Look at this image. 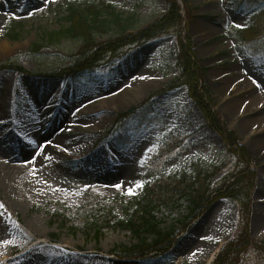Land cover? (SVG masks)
<instances>
[{"label": "rangeland", "instance_id": "374dc122", "mask_svg": "<svg viewBox=\"0 0 264 264\" xmlns=\"http://www.w3.org/2000/svg\"><path fill=\"white\" fill-rule=\"evenodd\" d=\"M173 1L183 13L175 27L127 46L87 78L60 76L83 41L51 44L46 39L65 24L71 5L102 11L110 21L95 36L105 42L146 27ZM261 6L258 0H0V42L7 44L0 49V101L8 99L5 124L14 129V137L0 144L21 158L15 162L19 173L0 184V264H46L45 254L39 253L44 248L59 253L57 264H213L220 254L215 249L229 240L238 247L234 264H264L259 248L264 220H258L264 215V56H252L242 47L236 29L247 26L251 12ZM14 21L23 26L16 40L8 36ZM188 34L202 65L209 67L201 86L207 88L212 109L225 131L238 135L249 160L208 123L187 87L164 90L183 72L178 54ZM147 100L153 112L145 107L127 122L122 129L133 143L121 147L110 136L118 114ZM176 138L184 139L178 149L154 166L148 163ZM0 158L8 161L3 154ZM246 165L254 174L247 208L214 194L190 222L183 219L185 205L157 212L162 227L176 233L173 248L160 256H124L120 249L137 243L132 232L107 227L98 233L86 217L97 212L101 221L110 210L117 219L128 217L136 201H143L147 183L161 176L202 173L217 187ZM35 244L40 249L28 253Z\"/></svg>", "mask_w": 264, "mask_h": 264}, {"label": "trees", "instance_id": "16d2710c", "mask_svg": "<svg viewBox=\"0 0 264 264\" xmlns=\"http://www.w3.org/2000/svg\"><path fill=\"white\" fill-rule=\"evenodd\" d=\"M180 11L181 7L179 4L176 1L171 2L168 12L160 18H157L150 25L135 33L125 34L116 39L99 42L95 36L96 32L105 30L110 20L103 17L102 11L97 9L96 6H88L85 9L71 5L64 17L65 24L61 25L59 29L47 33L46 40L48 43L57 44L65 39H82L83 44L74 55L73 63L61 68L59 71L61 75L77 79L93 73L105 60L111 56H118L121 54V50L127 46L144 44L159 36L167 29L175 27L182 21ZM110 14L115 16V21H120L121 15L119 13H115L112 10ZM251 18L249 26L238 28V38L243 45H248L254 53H264V7L255 11ZM22 27L21 22H14L11 30L8 32L9 38L16 40L20 36L19 29ZM190 38L191 35L188 34L186 36V43L182 39L180 40L182 51L178 59L183 72L181 78L179 77L175 80L169 88H176L186 84L189 87L190 95L195 100L198 108L204 112L209 123L218 132L225 135L234 152H241L243 158L249 160L245 158V155L248 153L246 152V148L239 144L238 136L233 131H225L219 116L212 110V99L206 96V93L208 94L207 88L200 84V81L205 77L207 68L202 65L201 60L198 58V54L193 46V40ZM41 48L42 44H38L35 47L37 51H40ZM15 69L24 71L22 67H15ZM137 109L138 107H134L120 114L116 124L128 118ZM116 139L120 141L122 138ZM253 175V171H249V166L246 165L245 168L238 169L227 176L225 182L217 187H211L212 183L202 173L195 177L187 173L181 177H161L147 185L143 201H136L137 207L128 217L117 219L111 210L101 221L97 217V212H88L89 216L86 215V217H91L93 221L91 225L96 228L98 233L107 227L121 228L132 232L137 238V243L130 247L123 246L120 250L125 254H122L124 256L139 258L151 253H165L173 246L176 233L174 229L167 230L162 227V222L157 216L159 210L164 206L180 208L185 205L188 213L183 219L190 222L197 218L204 207L208 206L214 194L238 200L247 208L250 193L254 185ZM131 204H134V202ZM85 211L88 210L86 209ZM58 213L59 211H57ZM233 243L231 241L223 249L214 264L235 263L233 257L238 247H234ZM259 248L264 253V242L260 244Z\"/></svg>", "mask_w": 264, "mask_h": 264}, {"label": "bare ground", "instance_id": "6f19581e", "mask_svg": "<svg viewBox=\"0 0 264 264\" xmlns=\"http://www.w3.org/2000/svg\"><path fill=\"white\" fill-rule=\"evenodd\" d=\"M1 7L4 9L9 8L8 5H6V4H2ZM0 46H1L0 49L7 48V44H5V42H3V41L0 42ZM136 92L140 94L139 96H142V94H143V92L139 89H136ZM105 99L106 98H104V100ZM105 102H106L107 106H111V102H113V101L108 100ZM123 103H124V100L121 101L119 98V104L122 105ZM7 105H8V99L5 97L4 99H2L0 101V127H1L0 128V140L6 139L8 141V139L14 137V134H11V133H13L14 129L11 126L5 124L7 122V119H8V111L6 108ZM42 137H46V135L43 134L41 136L36 137V139L42 138ZM24 141H26V142H23L25 145L28 144V142H29L27 139H24ZM22 148H25V147H22ZM10 153L11 152H10L9 146L7 144H0V154H3L6 156V158H8V161L6 163L3 162L2 159L0 158V184L3 181L10 182L11 181L10 179H12L14 177V174L19 173V171L21 170V168L15 164V162L19 161L21 158L10 156ZM258 220L260 221V222L259 221L258 222L261 224L264 220V215L260 216V218ZM40 247H41V245L35 244L28 250L29 251L28 253H30L34 249L38 250V249H40ZM215 250L217 253L219 250L218 247ZM42 251L43 252H39V253L45 254L46 264L47 263L57 264L60 261L59 253L57 251L52 250V249H48V248H44ZM23 257H25V256L18 257V260L22 259ZM212 257H213V254L211 255L209 261L211 260ZM82 263H84V262H82V261L79 262V264H82ZM85 264H87V263H85Z\"/></svg>", "mask_w": 264, "mask_h": 264}, {"label": "snow or ice", "instance_id": "6c2138e0", "mask_svg": "<svg viewBox=\"0 0 264 264\" xmlns=\"http://www.w3.org/2000/svg\"><path fill=\"white\" fill-rule=\"evenodd\" d=\"M237 27H241V25H236ZM137 187H141V185H137ZM129 192H132V189H129ZM5 243H9L8 241H5Z\"/></svg>", "mask_w": 264, "mask_h": 264}]
</instances>
